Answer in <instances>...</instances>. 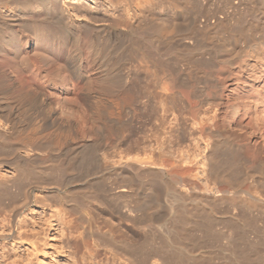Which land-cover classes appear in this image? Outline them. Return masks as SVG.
Wrapping results in <instances>:
<instances>
[{
    "label": "rangeland",
    "instance_id": "rangeland-1",
    "mask_svg": "<svg viewBox=\"0 0 264 264\" xmlns=\"http://www.w3.org/2000/svg\"><path fill=\"white\" fill-rule=\"evenodd\" d=\"M64 1L77 16H90V12L108 16L109 22L94 17V24L109 26L113 33L133 29L140 51H154L158 44L166 58L159 70L169 68L178 79L186 75L194 114L189 133L172 136L166 131L170 125L180 126L178 113L170 111L167 121L161 124L159 114L148 119V106L144 109L139 146L130 148L127 141L115 149L102 148L107 137L95 132L93 138L99 148L94 153L95 162L85 167L78 164L82 158L78 152L75 162L67 167L64 163L69 151L65 148H38L40 159L24 165L41 167L45 174L39 179L30 177L11 183L0 191V264H228V260L229 264H244L231 254L233 245L240 250L256 245L264 252V0H191L188 14L199 15L187 35L188 43L179 33V25L172 38L146 37L145 32L155 23L154 15L133 27L118 25L116 21L126 11L117 7L119 0ZM163 1L167 6L181 2ZM86 9L91 11L87 13ZM81 28H77V34L83 43L86 33ZM23 47L29 51L33 44L29 41ZM53 60L50 57L44 67H33L30 61L18 63L1 54L0 66L20 83L13 88L11 81L1 83L0 91L10 87L11 95H16L40 87L55 102L69 108L71 117L77 118L78 131L85 132L90 123L80 94L83 86L89 89L90 85L74 83L61 71L49 73L46 69ZM82 69L91 82L85 62ZM122 70L126 76L143 77L144 99L153 102L147 96L153 89L151 77L136 72L131 65H122ZM47 77L51 83L46 82ZM207 93L223 99L206 98ZM158 99L169 102V91H160ZM216 126L232 141V147L230 143L221 147L223 152L221 148L214 150L217 137L212 130ZM8 140L11 145L1 144L0 153L24 154L21 143ZM114 150L130 159L136 156L142 161L152 160L156 170H146L139 180L131 181V173L105 166L107 160L112 163L118 158ZM210 152L226 169L220 165L214 169ZM238 153L242 162L223 164L238 157ZM57 166H63L67 174L57 177ZM9 171V167L0 165V175ZM122 177H130L126 194L114 190ZM42 186L50 189L47 196L41 192ZM131 207L135 211L128 215ZM110 237L128 241L136 248L138 245L144 251L137 248L142 253H137L135 263L130 262L126 251L110 244ZM145 242L154 247L152 251L150 244L149 250L143 249ZM161 247L163 252H170L166 263L159 256ZM171 254L173 259L179 257L174 261Z\"/></svg>",
    "mask_w": 264,
    "mask_h": 264
},
{
    "label": "bare ground",
    "instance_id": "bare-ground-1",
    "mask_svg": "<svg viewBox=\"0 0 264 264\" xmlns=\"http://www.w3.org/2000/svg\"><path fill=\"white\" fill-rule=\"evenodd\" d=\"M28 1L30 4H26ZM179 1H181V4L177 1L176 4L171 2L167 6L163 4V0H119L118 4L116 3L117 7H123L126 11L119 16L116 22L118 25L129 28L140 23L146 17L154 15L155 23L152 27L150 26L149 32L144 31L145 34L143 33L146 37L150 36L151 39L154 37L155 40H157V37L172 38L175 36L177 25H179V33L184 36L185 42L188 43L187 35L193 29V26H196L199 14L193 16L188 14V9L189 11L191 9V0ZM88 9L85 12L89 13L91 11ZM107 11L106 9L105 12ZM79 14L81 15V13ZM80 15L77 16V12L73 14L64 0H0V55L11 56L18 63L30 61L33 67H44L47 64L45 63L46 59L53 57L54 60L46 69L49 73L61 71L65 77L71 79L74 83L78 81L90 85L89 89L83 86L80 94L86 105L85 117L90 126L85 132H79L77 118L71 117L69 108L62 107L58 102H55L50 94L42 88L38 87L37 89L11 95L10 87L13 88L20 82L0 66V84L11 81L8 90L0 91V145L4 144L6 146V144H10L8 139H14V143L15 141L21 143L25 148L23 155L14 154L9 155V157L4 152L0 153V165L10 168L9 172H3L0 175V191L11 183L30 177L39 179L45 174L41 167L24 165L32 160L40 159L38 148L43 145L52 149L65 148V151H69L64 163L67 167L75 162L77 152L80 153L78 156H82L78 163L80 166L85 167L95 162L94 153L99 148L95 138H93L95 132L107 137L106 141L101 144L102 148L115 149L121 143L124 144L127 141H130V148L139 146V133L145 120L144 116H146L144 109H147L148 106L151 109L148 119L151 120L156 114H159L158 118L162 122L161 124L167 121L170 111L175 110L178 113L180 119L178 124L180 126H168L166 132L170 135L182 136L187 132L189 133L190 119L194 114L192 113L194 104L191 102L192 90L189 89L190 84L186 75L180 76L181 78L178 79L172 75L173 73L169 68L159 70L164 65L166 58L159 45L156 44L157 42L154 40L156 42H154L155 47L153 45L155 50L152 48L154 51L145 49L140 51L137 48L139 45L136 46L139 40H135L137 38H134L135 32L133 29H125L126 31L122 34H118L119 32L113 33L114 31H110L109 26L94 24V17L107 18L109 22L108 16L93 15L91 12L88 14L90 16L85 13L82 14V17ZM102 21H105V19ZM78 27H82L81 29L86 33H84L85 40L82 39L83 43L77 34ZM29 41L33 44V48L27 51L23 46ZM84 62L87 64L89 76L92 78L91 82L87 81V74L83 72ZM122 65H131L136 72H146L151 77L150 82L153 84V89L149 91L147 96L151 97L153 102L149 104V100L144 99L145 92L141 85L144 81L143 77L137 74L126 76L122 70ZM161 71L163 72L161 73ZM50 81L51 79L47 77L46 82L51 83ZM52 88L56 89V86ZM162 90L169 91V102L156 100ZM261 93L257 95L261 96ZM205 95L206 98L223 99L221 95L218 96L213 93L210 94L211 96H208L209 93ZM217 104L220 103L217 102ZM169 124H171V121H169ZM212 132L217 137L214 143L215 151L223 145L225 146V144L227 147V144L232 142L229 137L220 133L218 126ZM237 135L240 134L237 133ZM228 146L232 147L231 143ZM231 147L227 149L231 151L233 149ZM223 148H221L222 152ZM224 152L226 151L224 150ZM114 153L119 154L118 158L113 162L111 161L112 163L107 160L105 166L116 171L131 173V178L129 177L131 181H136L140 178V174L146 170H156L155 166L157 164L152 160L146 162L139 157L135 158L136 156L130 159L119 150H114ZM239 155L241 154L238 153V157L236 156L234 159H227L223 164L228 166L240 162L242 157L240 156V158ZM209 158L214 169L222 163L214 157V152H210ZM147 164L152 166L145 168ZM48 167L50 166H45V168ZM224 168L226 169V167ZM54 174L60 178L67 174V170H64L63 166H57ZM125 177H122V182L114 187L116 193L126 194L129 191L130 179ZM40 189L44 196L49 194L50 189L47 186H42ZM179 199L183 200V197H179ZM257 200L262 201L261 198H257ZM127 210L128 215L130 212L135 211L132 207ZM186 214H188V211ZM138 231L137 234L140 233ZM229 236L230 239L233 238L232 234ZM103 239V241H106L105 238ZM110 240V244L114 247L121 248V251L124 250L123 252L126 251L131 258L130 262L133 263L139 257L137 253L144 251L138 248V245L137 249L136 245L134 246V244L122 239L118 241L116 239L112 240L110 237ZM147 242L145 243L147 244ZM149 244L144 248L142 245V248L147 247L148 249ZM254 246L252 248L248 247L246 250H240L238 247H235L237 248L235 249L233 245L231 254L240 263L264 264V252H260L261 248L258 249L257 246ZM151 247L153 246L150 244V249ZM104 249L107 251V248ZM136 249H140V251L137 252ZM156 249L155 247L154 250ZM157 251L158 253L161 252ZM166 252L168 253V249H166ZM166 252H163L162 248L161 255L159 253V256L163 257L164 263L168 260L170 253L167 254ZM147 253L145 254L147 255ZM164 253H166L165 256ZM111 254L116 257L117 253L112 251ZM119 254L121 255V253ZM129 257H126V260H129ZM142 257H145L144 254ZM175 258L173 259L172 256L174 261ZM179 260L177 261L179 262ZM227 263L229 264L230 261L228 260Z\"/></svg>",
    "mask_w": 264,
    "mask_h": 264
}]
</instances>
